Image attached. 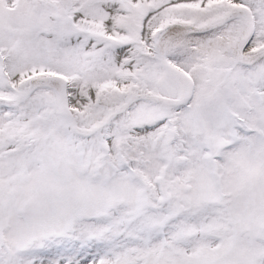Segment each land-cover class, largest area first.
<instances>
[{"label":"snow or ice","instance_id":"snow-or-ice-1","mask_svg":"<svg viewBox=\"0 0 264 264\" xmlns=\"http://www.w3.org/2000/svg\"><path fill=\"white\" fill-rule=\"evenodd\" d=\"M0 264H264V0H0Z\"/></svg>","mask_w":264,"mask_h":264}]
</instances>
